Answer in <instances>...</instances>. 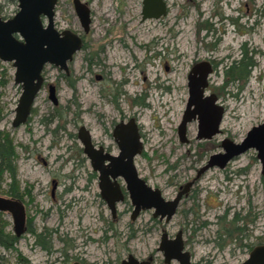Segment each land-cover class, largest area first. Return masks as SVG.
I'll use <instances>...</instances> for the list:
<instances>
[{
  "label": "rangeland",
  "instance_id": "obj_1",
  "mask_svg": "<svg viewBox=\"0 0 264 264\" xmlns=\"http://www.w3.org/2000/svg\"><path fill=\"white\" fill-rule=\"evenodd\" d=\"M77 1L89 12L86 33L72 0H56L53 17L56 29L83 35L85 46L69 64L75 91L65 85L62 72L48 64L42 69L44 83L55 84L60 105H68L61 119L67 135L60 130L58 141L47 134L43 144L39 143L45 131L40 119L50 110L43 90L34 98L27 122L11 127L20 87L13 83L10 62L0 60V132L9 139L4 156L13 168L12 172L0 170V194L8 187L21 190L31 185L32 190V202L25 207L26 231L20 237L12 233L10 216L0 214V239L16 238L9 249L0 245V264H119L127 254L138 258L149 254L153 264H162L155 252L160 228L170 236L178 229L183 231L191 264H238L254 245L264 243V167L261 172L254 149L235 157L224 169L214 167L202 174L194 188L197 196L181 201L167 223L151 222L149 212L142 213L137 220L141 231L132 237L127 196L116 204L112 219L98 195L95 178L87 177L88 162L78 161L82 155L77 143L73 150L68 146L81 124L89 129L93 141L111 145L115 153L107 133L111 123L120 116L135 115L143 130L142 150L133 160L137 173L159 188L165 199L171 198L174 185L189 180L210 154L221 152L222 138L239 142L251 126L264 122V18L260 15L264 0H166L167 13L156 20L140 19L141 0ZM16 3L0 0V16L11 17ZM226 16L236 18L239 28L249 27L250 31L233 32L235 24L226 21ZM202 21L211 31L196 27ZM215 36L221 40L213 50H206L204 44ZM243 42L253 63L248 79L243 85L236 82L219 87L224 65L239 56ZM99 48L104 51L97 52ZM92 51L97 52L95 64L87 67L84 57ZM206 56L221 58L205 91L214 93L224 108L220 133L209 140L196 139L197 122L192 120L186 125L187 142L180 143L176 126L187 98L186 74L192 62ZM105 71L110 76L96 82L94 74ZM115 88L121 90L115 100L102 96ZM135 96H143L144 107L132 106ZM37 154L46 160L45 166L36 160ZM54 173L60 189L71 186L55 202L46 191L47 175ZM62 174L69 178L60 179ZM191 207L194 213L188 212ZM235 213L244 221L237 220L233 226L242 230L235 229L227 237L224 228L229 229ZM36 233L44 234L39 241L50 244L49 251L35 243Z\"/></svg>",
  "mask_w": 264,
  "mask_h": 264
},
{
  "label": "water",
  "instance_id": "obj_2",
  "mask_svg": "<svg viewBox=\"0 0 264 264\" xmlns=\"http://www.w3.org/2000/svg\"><path fill=\"white\" fill-rule=\"evenodd\" d=\"M17 11L9 19L0 17V60L10 62L14 68L13 83L20 86V94L13 109L11 126L17 127L25 122L34 97L42 83L41 70L45 64L66 69V61L81 45L77 35L69 30L58 31L53 25L56 0H15ZM140 19H158L166 13L164 0H141ZM76 15L84 30L89 24L88 10L84 5L75 6ZM45 19L42 22L41 17ZM211 68L207 61L194 64L187 73V98L184 110L176 126L180 142H186V125L196 120V139H209L219 132L223 108L216 102L214 93L204 94L207 86V74ZM49 98L55 103L54 89L48 86ZM117 145V153L111 155L101 147H93L89 133L82 126L77 130V138L82 152L89 160L92 170L97 172V187L101 199L105 202L111 216L115 205L123 198L117 178H121L127 198L131 205L129 218L140 209H152V215L168 221L174 213L181 192L171 200H165L160 190L151 188L139 177L133 159L141 152L136 125L132 119L120 122L112 129ZM221 153L208 157L197 173L207 168L223 167L232 156L248 148L256 150L261 165L264 162V122L252 126L239 143L227 139L221 141ZM187 184H185L186 186ZM184 186V188H185ZM184 190V189H183ZM182 190V191H183ZM133 207V209H132ZM0 212H6L11 219V230L15 237L25 232V215L22 205L12 199L0 196ZM180 231L167 240L165 234L160 237L158 249L162 251L165 262L176 260L178 264H188V253L182 251ZM71 264H79L72 262ZM120 264H146L137 262L128 254ZM238 264H264V244L255 245Z\"/></svg>",
  "mask_w": 264,
  "mask_h": 264
},
{
  "label": "flooded vegetation",
  "instance_id": "obj_3",
  "mask_svg": "<svg viewBox=\"0 0 264 264\" xmlns=\"http://www.w3.org/2000/svg\"><path fill=\"white\" fill-rule=\"evenodd\" d=\"M164 2H165V6H166V13H167V3H166V0H164ZM72 5H73V9H74V12H75V15H76V10H75V6H78V5H80V3L77 1V0H72ZM81 5H83V4H81ZM16 6H17V3H16ZM17 11V10H16ZM53 11H54V9H53ZM165 13V14H166ZM15 14V13H14ZM13 14V15H14ZM12 15V16H13ZM260 15H261V17H263L264 18V2L262 3V5H261V8H260ZM11 16V17H12ZM88 16H89V12H88ZM1 17V16H0ZM41 17V20L43 19V17L42 16H40ZM53 17H54V15H53ZM76 17H77V15H76ZM162 17V16H161ZM2 19H9V18H3V17H1ZM160 18V17H159ZM77 19H78V17H77ZM224 19L226 20V21H228V22H234V21H236L235 19L236 18H233V17H229V16H226V17H224ZM154 20H156V19H154ZM43 22V21H42ZM78 22H79V25H80V27H81V29H82V31L84 32V33H86L87 32V30H88V27H89V24H90V16H89V24H88V26H87V29L86 30H84L83 29V27L81 26V24H80V21H79V19H78ZM234 24H235V28L233 27V29H232V31L233 32H237L238 33V31L241 33V34H247L249 31H250V29H249V27H242V26H240V28H239V25L236 23V22H234ZM54 25V24H53ZM196 27L197 28H199V29H202V30H205V31H209L210 29H211V27L209 26V24L207 23V22H205V21H202V22H200V23H198V24H196ZM56 30H58V29H56ZM63 30H69V31H71L72 33H74L75 35H77L78 37H79V39H80V42H81V45H80V47H79V49L77 50V51H75L72 55H71V58L69 59V60H67L66 61V63H65V65H66V69H59L58 67H55V66H53L52 64H48V65H51V66H53L54 68H56L58 71H60V72H62V74H61V77L63 78V81H64V83H65V85L68 87V88H70V89H72L73 91H75V78L73 77L72 78V76H71V70L69 69V64L72 62V60H73V58H74V55L78 52V51H80L82 48H84V46H85V42H84V40H83V35H81V34H79V33H77V32H74V31H72V30H70V29H62V30H58V31H63ZM211 31V30H210ZM214 33H215V35H216V31L214 30ZM221 40V38L220 37H218V36H215L214 38H213V41L212 42H210L209 44H204V48L206 49V50H213L216 46H217V44L219 43V41ZM99 51H104L103 50V48H99V50L97 51V52H99ZM97 52L96 51H92L91 53H89V54H87V56L86 57H84V61H85V65L87 66V67H91V66H93L95 63H93V58L95 59L96 58V55H97ZM210 54H211V52H210ZM239 56L235 59V58H232L230 61H229V63L228 64H225L224 65V67H223V69H222V72H221V74H222V76H221V86H219V87H222V86H225V85H228V84H232V83H236V82H240L241 83V85H243L245 82H246V80L248 79V77H249V73H250V69H251V67L253 66V63L250 61V59H249V57L247 56V49H246V42H243V43H241V47L239 48V51H238V53H237ZM221 60V58L219 59V61ZM200 61H207L208 63H209V65H210V68H211V70H210V72L207 74V77H206V80H207V86H208V84L210 83V74L213 72V71H215V69H216V66L219 64V61H217L215 58H213L212 56H206V57H204V58H201V59H197V60H195L194 62H192L191 63V65H190V67H189V69H188V71L190 70V68L194 65V64H196V63H198V62H200ZM238 64H240L241 65V68H242V70H241V73L239 74V73H232V72H226V70H229V67H231L232 65H235L236 67H237V65ZM46 65V64H45ZM102 66V65H101ZM44 67V66H43ZM166 68H167V66H164V69L166 70ZM43 69V68H42ZM108 69V68H107ZM91 71V70H90ZM89 71V72H90ZM188 71H187V73H188ZM110 76V74L107 72V71H105L104 72V74H94V80L96 81V82H100V81H103V80H105V78H108ZM186 76H187V74H186ZM41 77H42V83H41V85H40V88L38 89V91H37V93L40 91V90H43V92L45 93V95H46V99H47V101L49 102V105H50V110L46 113V114H44L43 116H42V118L40 119V122L43 124V126H44V129H45V133L43 132L42 134H41V137L39 138L40 139V141H39V143H41V144H43V142H44V138L46 137V135L47 134H53V136L55 137L52 141H58L59 140V136L57 135L58 134V132L61 130L64 134H66L67 135V131H66V128H65V123H63V122H61V119H63V117H64V114L66 113V111H67V109H68V105L67 104H65L63 107L60 105V103H59V101H58V97H57V93H58V88H57V86L55 85V84H53V83H44V78H43V76H42V70H41ZM18 85V84H17ZM49 85H52L53 86V89H54V97H55V103H53L52 102V100L49 98V93H48V86ZM120 85V84H119ZM207 86H206V88H207ZM20 87V86H19ZM187 88V87H186ZM206 88H205V90H204V94H206L205 93V91H206ZM20 91H21V89H20ZM37 93H36V95H37ZM121 93V90H119V88H115L114 90H112V91H110V92H108L107 90H105V93L104 94H102V96H104V98L106 97V96H108L109 97V99H111V100H115L116 99V97L118 96V94H120ZM210 93H212V92H210ZM209 94V93H208ZM36 95H35V97H36ZM34 97V98H35ZM34 101V100H33ZM186 103V102H185ZM33 104V103H32ZM144 102H143V96H135V97H133L132 98V106L133 107H144ZM32 107V106H31ZM184 107H185V105H184ZM222 108H223V106H222ZM30 110H31V108H30ZM183 110H184V108H183ZM183 112V111H182ZM223 113H224V108H223ZM182 114V113H181ZM30 115V111H29V114H28V116ZM223 115V114H222ZM28 116L26 117V120H25V122H27V120H28ZM129 119H132L133 121H134V123H135V125H136V131H137V134H138V139H139V141H140V143H141V145H142V135H141V131H143L142 130V126L137 122V119H136V117H135V115H132L131 117H127V118H125V116H120L119 118H118V120L115 122V123H111V127H109L110 129H109V131L107 132L108 133V138H110L111 139V141H112V144H113V146L115 147V149H116V152L115 153H113L112 152V150H111V145H106V144H103V143H101V142H98V141H93L92 140V137H91V135H90V131H89V129H87L84 125H78L77 126V129H76V131H75V135H73V136H70V137H73L74 139H73V142H70L71 144L68 146V149L69 150H71L73 147H74V145H76V143H77V147H78V151L80 152V155H82L80 158H79V163L80 164H83L84 162H88V165H89V168H90V172L88 173V175H87V177H89L90 179L91 178H95V180H96V186H97V172L96 171H94V170H92L91 169V167H90V164H89V160L87 159V157L83 154V152H82V146H81V143L79 142V140H78V138H77V130H78V128L79 127H83L84 129H86L87 131H88V133H89V136H90V140H91V144H92V146L93 147H95V148H97V147H101L102 148V150L104 151V152H107V153H109V154H111V155H115L116 153H117V151H118V149H117V145H116V143H115V141H114V139H113V136H112V129L114 128V126L116 125V124H118V123H120V122H123V123H125V122H127ZM222 119V118H221ZM59 121V123H58V121ZM52 121H56L55 122V124L53 125V128H49V125L52 123ZM221 122V121H220ZM62 123V124H61ZM262 123V122H261ZM23 124V123H22ZM260 124V123H259ZM10 125H11V123H10ZM255 126V125H254ZM12 127V126H11ZM252 127V126H251ZM250 127V128H251ZM12 128H15V127H12ZM249 128V129H250ZM248 129V130H249ZM247 130V131H248ZM246 131V132H247ZM246 132H245V134H244V136L239 140V142L245 137V135H246ZM218 133H220V129H219V132ZM218 133H216V134H218ZM216 134H214V135H216ZM213 135V136H214ZM68 136H69V134H68ZM213 136H211L209 139H211ZM209 139H202V140H209ZM223 139H227V140H229V141H231L232 143H239V142H234V141H232V140H230V139H228V138H222L221 140H220V142H219V145L221 144V141L223 140ZM199 140H201V139H199ZM74 142H76L75 144H74ZM180 142V141H179ZM186 142H187V138H186ZM186 142H180V143H186ZM51 143H53V142H50V144ZM73 143V144H72ZM50 144H48V145H50ZM47 145V144H46ZM47 145V146H48ZM54 145V144H53ZM220 147H221V145H220ZM248 149H254V148H248ZM247 149V150H248ZM73 150V149H72ZM142 150V149H141ZM247 150H245V151H247ZM255 150V149H254ZM244 151V152H245ZM256 151V150H255ZM221 152H223L222 151V148H221ZM221 152H216V153H221ZM244 152H242V153H244ZM216 153H213V154H216ZM242 153H240V154H242ZM140 154V153H139ZM138 154V155H139ZM240 154H238V155H235V156H232L230 159H228L226 162H225V164L223 165V167H221V168H218V167H216V166H213V167H210V168H214V167H216V168H218V169H224L225 167H228V165H229V163L232 161V160H234V158L235 157H237V156H239ZM210 155H212V154H210ZM209 155V156H210ZM208 156V157H209ZM208 157L205 159V161L202 163V164H200V165H198V167L194 170V174H193V176L188 180H185L183 183H179V184H177V185H174V188H175V190H174V195L171 197V198H169V199H165L163 196H162V193H161V191H160V193H161V196L163 197V199H165V200H171L175 195H176V193L177 192H181V195H180V197H179V199H178V201H177V204H176V207H175V210H174V213L176 212V209H177V207H178V205H179V203L181 202V201H183V200H186L187 198H190V199H193L194 197H196L197 196V194H198V190L195 192V194H194V188H195V186L199 183V180H200V178H201V176H202V174H204L207 170H209L210 168H207L206 170H204V171H202V172H200V173H197L198 172V170L200 169V167L203 165V164H205V162H206V160L208 159ZM255 157H256V153H255ZM256 159L259 161V159L256 157ZM36 160L42 165V166H45L46 165V160L43 158V157H41L40 155H38L37 154V158H36ZM134 160V159H133ZM133 164H134V162H133ZM259 164H260V168H261V172H262V170H263V167H264V162H263V164L261 165V163H260V161H259ZM61 167V165H58L57 167ZM135 166V165H134ZM136 169V168H135ZM58 170H60L61 171V169L60 168H58ZM137 171V170H136ZM240 172L242 171V170H239ZM63 175V176H62ZM62 175H59V177H61L60 179H64V178H69V176L68 175H64V174H62ZM140 178H142L141 176H139ZM1 178V177H0ZM119 179L121 180V178H117L116 179V181L118 182V184H119V187H120V191H121V193H122V196H123V198H122V200L120 201V202H122L123 201V199H124V196L126 195L125 193V189H124V185H122L120 182H119ZM143 180H144V182L147 184V185H149L147 182H146V180L144 179V178H142ZM1 180V179H0ZM122 181V180H121ZM1 182V181H0ZM123 183V182H122ZM185 184H187L186 186H185ZM60 186H61V183H60V180H59V178H57V175L54 173V174H48L47 175V185H46V191H47V196L50 198V200L51 201H56L57 200V198L59 197V194L60 193H63V194H65L67 191H69V189H70V187L71 186H66V187H64L63 186V189H60ZM150 186V185H149ZM184 186H185V188H184ZM151 188H157V187H153V186H150ZM97 189H98V187H97ZM157 189H159V188H157ZM184 189V190H183ZM160 190V189H159ZM183 190V191H182ZM98 195H99V190H98ZM195 195V196H194ZM0 196L1 197H4V198H6V199H12V200H16V201H18L21 205H22V207H23V210H24V215H25V231H26V225H27V217H26V211H25V207L27 206V205H29V203H31L32 202V190H31V185H27L26 187H23V188H21V190L19 189H15V188H13V187H8V189L4 192V195H2V194H0ZM127 196V195H126ZM99 197H100V195H99ZM101 198V197H100ZM103 201V200H102ZM104 202V201H103ZM104 204H105V202H104ZM117 204V203H116ZM129 204H130V202H129ZM106 205V204H105ZM131 206V205H130ZM132 209H133V207H132ZM109 211V210H108ZM130 211H131V209H130ZM144 212H149V219H150V221L152 222V221H156V222H163V223H167L168 221H165L164 220V217H162L161 219H159V217L158 216H153L152 215V213H153V210L152 209H140L135 215H134V217H132V220L129 218V220L130 221H132V237H136L137 236V234L141 231V229H140V227H138L137 225V220H138V218L141 216V214L142 213H144ZM188 212H192V213H194V209L191 207V208H189V210H188ZM1 213H3V212H0V214ZM4 213H6V212H4ZM174 213H173V215H174ZM6 214H8V213H6ZM110 214V213H109ZM9 215V214H8ZM115 215H116V205H115V213H114V216H111L110 215V217L113 219L114 217H115ZM129 215H130V212H129ZM172 215V216H173ZM235 215L237 216V213H235ZM234 215V216H235ZM171 216V217H172ZM239 221H244V218L243 217H241V218H239L238 219ZM202 223H204V222H202ZM231 225V224H230ZM232 226V225H231ZM231 226L229 227V229H228V231H229V233L227 234V237H229L230 235H231V233H232V229L233 228H236L237 230H238V227H236V226H232V229H231ZM151 228H148V230H150ZM1 230V229H0ZM191 230H193L194 231V229H191ZM240 230H242V228H240L238 231L240 232ZM177 231H180V235H181V241H182V251H186L187 253H188V264H191V262H190V260H191V254H190V251L187 249V246H186V244L184 243V240H183V238H182V234H183V231L182 230H180V229H178ZM176 231V232H177ZM176 232L173 234V235H168V233L165 231V229L164 228H160L159 229V236H158V241H157V244H156V247H155V252H157V253H159L160 254V257H161V263L162 264H169L170 263V261H175L177 264H178V262L176 261V260H170V261H168V262H165L164 261V258H163V254H162V251L161 250H159L158 249V245H159V241H160V237H161V235L162 234H165V237H166V239L167 240H170V239H172L174 236H175V234H176ZM234 232V231H233ZM41 235H44V234H38V233H36V234H34V236H35V241H39V237L41 238L42 236ZM218 237H219V235H218V233L216 234ZM242 236H244V234L242 235ZM20 237V236H19ZM245 237V236H244ZM37 245H39V247L40 248H42L41 247V245L38 243V242H35ZM48 244V243H47ZM262 244H264V243H262ZM242 246L244 245V244H241ZM258 245V244H257ZM247 246V245H246ZM255 246V245H254ZM253 246V247H254ZM49 249H50V244H49ZM49 249H48V251H49ZM47 251V250H46ZM250 251V250H249ZM248 251V252H249ZM128 255V254H127ZM126 255V256H127ZM132 258L134 259V260H136L137 262H146V264H153V258H152V255H149V254H147L145 257H143V258H138L137 256H134V255H132ZM123 260V259H122ZM121 260V261H122ZM120 261V262H121ZM76 262V261H75ZM120 262H119V264H120ZM241 262V261H240ZM80 264V263H79Z\"/></svg>",
  "mask_w": 264,
  "mask_h": 264
},
{
  "label": "trees",
  "instance_id": "obj_4",
  "mask_svg": "<svg viewBox=\"0 0 264 264\" xmlns=\"http://www.w3.org/2000/svg\"><path fill=\"white\" fill-rule=\"evenodd\" d=\"M241 70H242L241 65L238 64L237 67L235 65H232L231 67H229V70H226V72H229L230 71L232 73H239L240 74L241 73ZM7 145H9V139L7 138V136L5 134H3V133L0 132V170H2L4 168L5 169L7 168V170H9L10 172H12L13 168L11 166V160L5 158V156H4L5 155V153H4V147L7 146ZM6 155H8L7 152H6ZM220 218H224V217L221 216ZM238 219L239 218L236 217V215H235L233 217V219L231 221H229V223L233 226ZM235 229L236 228H233L232 230L233 231H236ZM224 231H225L226 234L229 233V231H228L227 228H224ZM15 240H16V238H14V237L8 239V241H7V239H5L6 242H3V240L0 239V245L3 248H5V249H9V247L11 246V244L13 243V241H15ZM36 242H38L43 249H45V250L48 251L49 244H47V242L45 243L42 240L36 241Z\"/></svg>",
  "mask_w": 264,
  "mask_h": 264
}]
</instances>
